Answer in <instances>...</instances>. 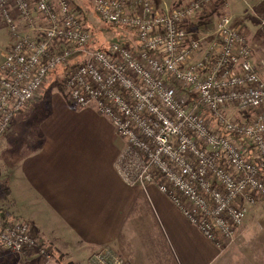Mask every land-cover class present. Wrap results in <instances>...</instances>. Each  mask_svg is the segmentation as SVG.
Here are the masks:
<instances>
[{
    "label": "built area",
    "instance_id": "obj_1",
    "mask_svg": "<svg viewBox=\"0 0 264 264\" xmlns=\"http://www.w3.org/2000/svg\"><path fill=\"white\" fill-rule=\"evenodd\" d=\"M81 1L102 24L130 32L136 48H93L68 0H0L10 38L0 61V138L61 68L66 102L94 107L122 142L115 169L124 183L155 186L206 240L234 243L248 208L264 201V78L229 16L216 21L215 54L193 60L202 39L190 26L224 0L164 12L149 0ZM227 108L250 116L230 119ZM0 249L50 255L29 222L1 213ZM92 257V264H126L109 249Z\"/></svg>",
    "mask_w": 264,
    "mask_h": 264
},
{
    "label": "crops",
    "instance_id": "obj_2",
    "mask_svg": "<svg viewBox=\"0 0 264 264\" xmlns=\"http://www.w3.org/2000/svg\"><path fill=\"white\" fill-rule=\"evenodd\" d=\"M149 1L164 12L190 0ZM224 4L230 18L264 28V0ZM261 39L251 47L264 48ZM9 43L0 18V61ZM207 51L202 45L193 60ZM28 107L0 138V213L29 222L54 252L86 259L109 249L126 264H264V203L248 208L236 242L216 247L155 186L131 187L117 175L122 142L94 107L75 108L55 93Z\"/></svg>",
    "mask_w": 264,
    "mask_h": 264
},
{
    "label": "rangeland",
    "instance_id": "obj_3",
    "mask_svg": "<svg viewBox=\"0 0 264 264\" xmlns=\"http://www.w3.org/2000/svg\"><path fill=\"white\" fill-rule=\"evenodd\" d=\"M68 1L70 2V5L73 11L83 19L85 27L88 30H90L91 35H92V40L94 42V45L92 46L93 48L101 50L103 52H107L110 44L114 42L120 45L126 46L128 48H133V49L136 48V39L130 32L126 30H121V29H114V28H111L109 26L102 24L100 20L97 18V16L93 14L91 7L86 2H83L81 0H68ZM180 4L181 3L172 4L171 9ZM224 5L225 4H223L222 6L218 5L214 7L213 10L207 12V14H203V16H200V18L196 21V23L190 26V30H191V33L193 34V37L202 39L203 47L207 48V50L209 51V54L211 55L215 54L214 51L217 49V45H218V41H217L216 33H215L216 21L221 16H230L226 13V11H224V7H225ZM231 20H232V23L235 24V26H238L241 33L245 37L246 43L250 47L252 65L255 71L257 73L259 71L264 72V48H254L253 49L250 44V40L251 42L257 44L259 37L264 38V28L260 27L261 30H258L257 24L250 23V25L249 24L246 25L243 21H240V19L238 21V19L236 20L235 18L234 19L231 18ZM249 30H252V31L257 30V33L252 34L249 32ZM262 41H264V39H261L260 45ZM2 50L1 51L4 52L7 49L6 50L2 49ZM54 82L61 84V87L55 85ZM63 91H64L63 74L58 75L56 72L54 74H49L42 86V93H41L42 95L39 98V100L50 95L51 93L63 95L64 93ZM226 115L230 119L241 121V120L248 119L250 116V113L242 114L239 110H235L233 108H227ZM0 174H1V171H0ZM4 187L5 186L3 185L2 189H4ZM4 194H5V190H4ZM261 203H264V201H260L257 204H261ZM2 204H3L2 198H0V206H3ZM2 213L4 217H12L11 215L5 214V210L4 211L2 210ZM252 214L253 213H248L246 218L251 219ZM261 216H264V213H262ZM32 232L35 235V237H37V239L41 240L44 247L48 249L49 254H50L49 258L42 256L37 250H31L30 252L32 253L25 254L23 252L24 254L21 253V254L15 255V254H12L10 252H6L0 249V264H92L94 263V259L92 256L90 258L87 257L88 259L87 258L83 259V258L67 256L66 254L60 251L54 252L48 242L43 241L37 236L33 227H32ZM227 244L231 245L230 243H227Z\"/></svg>",
    "mask_w": 264,
    "mask_h": 264
},
{
    "label": "trees",
    "instance_id": "obj_4",
    "mask_svg": "<svg viewBox=\"0 0 264 264\" xmlns=\"http://www.w3.org/2000/svg\"><path fill=\"white\" fill-rule=\"evenodd\" d=\"M55 72H56L58 75L63 74V69L58 68L56 71L52 72L51 74H54ZM54 84L57 85V86H59V87H61V84H59V83H57V82H54Z\"/></svg>",
    "mask_w": 264,
    "mask_h": 264
}]
</instances>
